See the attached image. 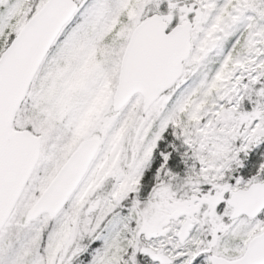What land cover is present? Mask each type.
Listing matches in <instances>:
<instances>
[{"label":"snow or ice","instance_id":"1","mask_svg":"<svg viewBox=\"0 0 264 264\" xmlns=\"http://www.w3.org/2000/svg\"><path fill=\"white\" fill-rule=\"evenodd\" d=\"M0 264H264V0H0Z\"/></svg>","mask_w":264,"mask_h":264}]
</instances>
